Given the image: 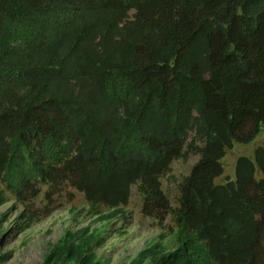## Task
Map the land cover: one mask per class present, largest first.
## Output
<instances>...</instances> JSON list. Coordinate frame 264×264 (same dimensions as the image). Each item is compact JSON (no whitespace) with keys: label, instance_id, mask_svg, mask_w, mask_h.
<instances>
[{"label":"trees","instance_id":"1","mask_svg":"<svg viewBox=\"0 0 264 264\" xmlns=\"http://www.w3.org/2000/svg\"><path fill=\"white\" fill-rule=\"evenodd\" d=\"M263 126L264 0H0V206L28 204L22 230L68 188L119 217L138 185L172 237L128 264H264V145L214 182ZM190 153L172 206L161 178ZM99 234L67 233L41 264H101Z\"/></svg>","mask_w":264,"mask_h":264},{"label":"rangeland","instance_id":"2","mask_svg":"<svg viewBox=\"0 0 264 264\" xmlns=\"http://www.w3.org/2000/svg\"><path fill=\"white\" fill-rule=\"evenodd\" d=\"M133 14L134 10H130L129 17L131 18ZM194 137L193 129L187 142ZM197 144L203 145L200 141ZM262 145H264V126L253 141L247 144L234 143L231 149L226 150L221 160L223 174L215 178V184H225L227 180H234L238 157L253 158L255 149ZM198 159V153H190L185 158L174 159L170 171L161 178V188L170 205L176 206L178 186ZM45 191L46 188L43 186L37 197L28 202L31 209L37 211L36 217L41 216V209H45L47 205ZM7 195L8 202L0 206V253H9L3 264H39L51 249V245L67 233L82 237L100 233L92 244V251L97 255L96 261L101 260V263L105 264H128L139 251L160 239L161 234H166L165 242H169L172 237L169 235L168 227L171 224L170 216L161 223L154 217L143 215V197L138 185L131 186L129 202L123 207L122 215L119 217L99 220L84 195L68 188L55 197L54 205L49 206V209H52L49 216L40 218L31 227L23 230L20 228V222L23 220V213L29 210L28 204L20 202L12 195Z\"/></svg>","mask_w":264,"mask_h":264},{"label":"clouds","instance_id":"3","mask_svg":"<svg viewBox=\"0 0 264 264\" xmlns=\"http://www.w3.org/2000/svg\"><path fill=\"white\" fill-rule=\"evenodd\" d=\"M139 252H140V251H139ZM139 252H138V253H139ZM47 253H48V252H47ZM47 253H46V254H47ZM43 258H44V256H43ZM43 258H42V261H43ZM42 261H41L39 264H41ZM97 262H100V263H101L102 261H101V260H100V261L98 260ZM3 263H4V262H3ZM101 264H105V263H101Z\"/></svg>","mask_w":264,"mask_h":264}]
</instances>
